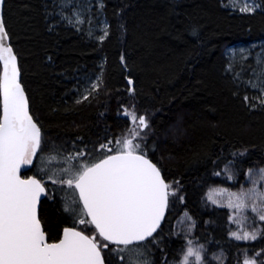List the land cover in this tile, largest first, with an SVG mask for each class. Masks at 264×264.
Returning <instances> with one entry per match:
<instances>
[{"label":"trees","instance_id":"16d2710c","mask_svg":"<svg viewBox=\"0 0 264 264\" xmlns=\"http://www.w3.org/2000/svg\"><path fill=\"white\" fill-rule=\"evenodd\" d=\"M100 1L107 34L98 43L58 21L57 0H4L3 22L42 134L41 149L23 175L46 189L39 219L48 242L59 240L66 227L96 234L89 223L91 230L81 227L79 211H65L66 205L83 209L71 204L79 201L75 189L49 177L67 155L83 152L72 162L77 164L115 153L116 138L133 127L126 107L145 117L138 152L160 169L175 194L158 231L123 253L106 243L105 264H176L186 243L175 232L183 214L193 221L189 240L202 251L200 264H215L217 253L223 264H243L245 256L264 264V221L257 239L234 241L228 211L205 201L208 188L230 186L222 174L227 163L237 184L264 165V97L247 85L252 66L244 73L230 70L224 53L237 43L264 41V0L253 13L232 11L222 0ZM96 74L99 87L79 98L80 79Z\"/></svg>","mask_w":264,"mask_h":264},{"label":"snow or ice","instance_id":"6c2138e0","mask_svg":"<svg viewBox=\"0 0 264 264\" xmlns=\"http://www.w3.org/2000/svg\"><path fill=\"white\" fill-rule=\"evenodd\" d=\"M76 22L83 23L79 19ZM0 37L8 39L2 22ZM0 63L3 64L0 75V264H105L96 238L74 228H64L63 238L58 243L46 241L38 217V204L46 189L40 180L22 179L20 174L21 167L32 165L41 149V130L29 114L28 101L19 82L17 57L13 49L3 43H0ZM98 87V84L92 85L93 90ZM126 114L134 123L138 121L140 132L148 128L144 116L137 117L134 112ZM131 135V139L117 141L121 146L115 154L95 163L73 164L83 152L65 156L59 172L49 177L53 184H65L78 191L79 201L72 199L71 204L82 203L83 209L66 205L65 211L70 214L79 211L82 224L86 222L82 218L84 214L90 217L88 222L95 226L99 237L116 245L112 249L115 253H123L151 237L160 226L169 195L175 194L170 192V185L160 169L145 154L138 153L141 145L133 140L139 132L134 128ZM105 148L107 145H101V149ZM47 162L52 163L53 159ZM65 164L68 166L64 167ZM61 174L66 178H61ZM261 178L264 179V170H261ZM251 194L264 202V193L252 189ZM245 196L250 197V194L241 193L237 211L245 209ZM252 211L257 208L253 207ZM259 218L264 221V214ZM232 235L238 240L257 238L256 232ZM193 256L195 264H200L201 256L192 248L187 250L181 264H189V257ZM246 264H255V261H246Z\"/></svg>","mask_w":264,"mask_h":264},{"label":"rangeland","instance_id":"374dc122","mask_svg":"<svg viewBox=\"0 0 264 264\" xmlns=\"http://www.w3.org/2000/svg\"><path fill=\"white\" fill-rule=\"evenodd\" d=\"M222 4L224 7L239 13H253L258 11L260 8L258 0H222ZM245 7H248L251 10L242 11L241 9ZM56 17L58 18L59 22L73 27L78 32L85 33L86 37L98 43L106 37L107 24L102 15V3L100 0H57ZM78 19L82 20L83 23H77L76 21ZM224 53L230 63L228 66V69L230 70L234 69L236 66L239 68L238 73H240L245 71V69L247 70L249 65L252 66L251 68L253 71L250 70V72L252 71V77L247 81V85L252 91L256 92L258 96L263 98L264 79L262 78V75L264 72V41L253 42L249 44L237 43L234 46L226 47ZM80 82L81 87L77 90L78 97L84 99L85 96H88L89 94H92L94 91H96V89L93 90L92 85H99L100 74H96L93 77H82ZM254 101L259 102L257 98ZM126 112L132 113L130 109L125 107L124 113L126 114ZM128 117H130V115H128ZM131 122L133 125L132 129L135 128L136 131L139 132V136L133 140V143L140 144L143 133H145L147 130L144 129L142 132H140L138 121L134 123L131 120ZM125 138H132L131 131L122 134L120 138H116V141L112 145L115 151L121 146L117 144V141H122ZM104 154H107L106 150H104ZM86 163L90 164L93 163V161H86ZM261 170H264V165L250 169L246 173L243 183L237 184L235 170L231 163H227L222 169V174L225 176L230 186H214L208 188L206 191L205 201L208 205L218 208H225L228 211V223L230 226L229 237L234 241L250 242L253 240L235 239L232 235L233 233L242 236L244 232H256L257 238L259 236V223L262 222L259 216L264 214V202H261L254 194H251V190L255 189L257 193H264V179L261 178ZM241 193L250 194V197L245 196V209L242 211H237L236 204L240 202L238 198L240 197ZM253 207L257 208V211H252ZM88 223L89 222L83 224L80 223V225L86 230L89 228ZM192 230L193 221L185 214L179 217L175 222V232L177 234L180 233L182 236H184V239H186L185 246L180 252L179 260L176 264H181V261L183 260L189 248H192L195 252H199L201 256L200 263L203 261L201 249L199 246L189 240ZM91 235L94 237L98 236L97 232L95 234L92 230ZM96 241L101 246V248H103L104 244L108 243L100 237ZM141 254H143V252H141ZM212 260L215 264H223L224 257L222 254L217 253L213 255ZM253 260L255 261V264H257V256H245L243 259V264H246V261ZM189 264H195V256L189 257Z\"/></svg>","mask_w":264,"mask_h":264},{"label":"water","instance_id":"95a60500","mask_svg":"<svg viewBox=\"0 0 264 264\" xmlns=\"http://www.w3.org/2000/svg\"><path fill=\"white\" fill-rule=\"evenodd\" d=\"M3 6H4V0H0V22H2L3 23V25H4V22H3ZM4 27H5V25H4ZM5 30H6V28H5ZM7 33V32H6ZM7 36H8V34H7ZM0 43H3L5 46H10L11 48H12V46L10 45V40H9V36H8V39L7 40H3V38L2 37H0ZM13 49V48H12ZM13 52H14V50H13ZM14 54H15V52H14ZM16 55V54H15ZM17 57V56H16ZM17 67H18V69H19V63H18V57H17ZM0 68H1V70H0V75H2V73H3V64L2 63H0ZM19 82L21 83V74H20V70H19ZM22 85V84H21ZM22 87H23V85H22ZM23 90H24V87H23ZM24 92H25V90H24ZM25 95H26V92H25ZM26 98H27V95H26ZM0 99H2V98H0ZM27 101H28V98H27ZM28 110H29V114L31 115V113H30V107H29V102H28ZM0 117H2V103H0ZM34 120V119H33ZM34 122H35V120H34ZM38 125V124H37ZM39 127V126H38ZM115 154V153H114ZM111 155H113V154H111ZM148 158V157H147ZM34 159H35V157L33 158V161H34ZM149 159V158H148ZM150 160V159H149ZM151 161V160H150ZM152 162V161H151ZM153 163V162H152ZM33 164V163H32ZM32 165H23L22 167H21V170H20V174H21V178L22 179H28V178H35L34 176H27V177H25L24 175H23V172L24 171H26V170H28L30 167H31ZM162 175V174H161ZM163 177V176H162ZM37 179V178H36ZM164 179V178H163ZM166 182V181H165ZM75 192H76V195H77V198H78V200H79V193H78V191H76L75 190ZM45 195H46V192L41 196V199H40V203H41V201H42V199L45 197ZM40 203L38 204V217H39V208H40ZM80 205H81V207L83 208V204L82 203H80ZM166 211H167V208L165 209V212H164V216H163V219L161 220V223H160V226H161V224L163 223V220H164V218H165V215H166ZM86 215V214H85ZM86 217H87V219L90 221V217H88L87 215H86ZM91 224V223H90ZM92 225V224H91ZM93 226V228L95 229V226L94 225H92ZM160 226L157 228V230L152 234V236L158 231V229L160 228ZM66 228H71V227H66ZM42 229H43V226H42ZM75 229V228H74ZM64 230V229H63ZM75 230H77V229H75ZM44 231V230H43ZM77 231H79V230H77ZM95 231H96V229H95ZM81 232V231H80ZM97 232V231H96ZM83 235H85V236H88V235H86L85 233H83V232H81ZM46 234V233H45ZM98 234V233H97ZM98 236H99V234H98ZM151 236V237H152ZM89 237V236H88ZM63 238V231H62V233H61V236H60V238H59V240L60 239H62ZM150 237H148L146 240H148ZM102 239V238H101ZM59 240H57L56 242H48V239H47V235H46V241L48 242V243H58L59 242ZM145 240V241H146ZM107 242V241H106ZM144 242V241H143ZM140 243H142V242H140Z\"/></svg>","mask_w":264,"mask_h":264},{"label":"bare ground","instance_id":"6f19581e","mask_svg":"<svg viewBox=\"0 0 264 264\" xmlns=\"http://www.w3.org/2000/svg\"><path fill=\"white\" fill-rule=\"evenodd\" d=\"M104 7V6H103ZM55 8V7H54ZM246 68V67H245ZM248 68V67H247ZM243 73V72H242ZM243 124V123H242ZM221 173V172H220ZM216 187V186H215ZM212 228V227H211ZM179 232V231H178ZM177 234V233H176ZM180 235V234H179Z\"/></svg>","mask_w":264,"mask_h":264}]
</instances>
